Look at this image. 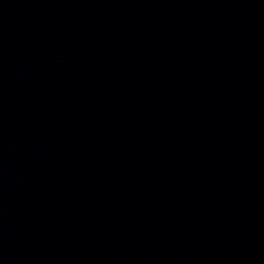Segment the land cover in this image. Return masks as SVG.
Here are the masks:
<instances>
[{
	"label": "water",
	"instance_id": "1",
	"mask_svg": "<svg viewBox=\"0 0 264 264\" xmlns=\"http://www.w3.org/2000/svg\"><path fill=\"white\" fill-rule=\"evenodd\" d=\"M0 264H264V0H0Z\"/></svg>",
	"mask_w": 264,
	"mask_h": 264
}]
</instances>
